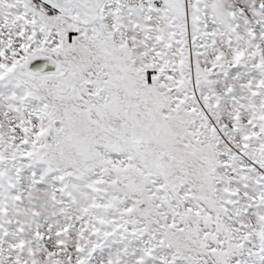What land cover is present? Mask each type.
<instances>
[{"label": "snow or ice", "instance_id": "1", "mask_svg": "<svg viewBox=\"0 0 264 264\" xmlns=\"http://www.w3.org/2000/svg\"><path fill=\"white\" fill-rule=\"evenodd\" d=\"M0 264H264V0H0Z\"/></svg>", "mask_w": 264, "mask_h": 264}]
</instances>
